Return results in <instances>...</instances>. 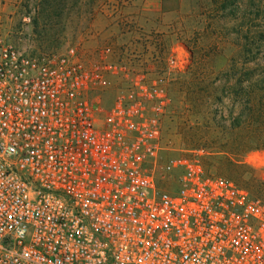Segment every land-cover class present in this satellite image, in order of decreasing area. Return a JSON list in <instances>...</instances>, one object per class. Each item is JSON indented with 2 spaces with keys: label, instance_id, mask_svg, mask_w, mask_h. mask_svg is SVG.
<instances>
[{
  "label": "built area",
  "instance_id": "2783aa9c",
  "mask_svg": "<svg viewBox=\"0 0 264 264\" xmlns=\"http://www.w3.org/2000/svg\"><path fill=\"white\" fill-rule=\"evenodd\" d=\"M181 111L146 69L0 27V264H264V200L164 144Z\"/></svg>",
  "mask_w": 264,
  "mask_h": 264
},
{
  "label": "rangeland",
  "instance_id": "374dc122",
  "mask_svg": "<svg viewBox=\"0 0 264 264\" xmlns=\"http://www.w3.org/2000/svg\"><path fill=\"white\" fill-rule=\"evenodd\" d=\"M0 27L33 56L74 48L161 77L182 110L164 144L205 147L209 170L264 200V0H0Z\"/></svg>",
  "mask_w": 264,
  "mask_h": 264
}]
</instances>
